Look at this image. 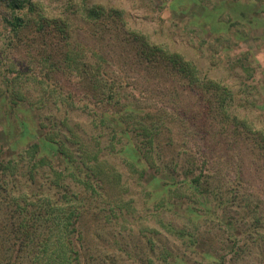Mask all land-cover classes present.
<instances>
[{"label": "rangeland", "instance_id": "obj_1", "mask_svg": "<svg viewBox=\"0 0 264 264\" xmlns=\"http://www.w3.org/2000/svg\"><path fill=\"white\" fill-rule=\"evenodd\" d=\"M35 1L41 3L50 18L61 16L59 22L69 34L70 45L75 47L74 50L82 51L83 58H88L87 52H95L100 55L98 61L104 65L108 63L117 75L120 71L125 73L124 97L130 103H138L144 112L150 110L147 120L151 126L164 124L157 148L158 151L161 149L162 157L156 158L155 164L164 170L148 169L146 177L150 178L156 172L159 177L180 182L178 189L171 184L166 190L154 192L147 186L148 178L142 184L135 181L139 173L132 172L125 154L101 151L99 162L104 161L102 165L110 175L118 172L123 186L105 183L100 195L116 197L124 189L123 197L128 199L133 194L137 208L126 210L120 216L109 215L108 219L100 211L104 202L99 195L96 202L86 201L88 209L79 225L83 263L158 264L159 247L168 245L185 249L168 229L169 226L180 228L185 225L187 237L198 240L186 248L188 264H264V153L252 146L241 126L229 124L230 134L227 128L217 125L211 117L208 95L199 88L168 76V90L160 92L154 86L156 79L151 80L148 73L141 70H132V73L124 64L129 60L128 55L133 56L136 47L128 34L131 31L143 33L153 42L183 52L197 63L205 76L245 82L247 86H242L246 88V100L249 99L250 104L247 112L252 117L262 115L264 120V25L248 22L243 27L235 25L247 35L240 41L225 32L218 33L215 23L220 0ZM252 1L264 3V0ZM83 5L85 8L103 7L106 12H101L97 19L90 18L85 15ZM6 13V7L0 3V157L8 158L10 141H14L13 136L21 131L18 128L20 118L16 115L26 116L29 127L36 130L37 121L31 118L33 112L25 109H30V101L35 103L36 112L46 124L53 123L49 116L66 113L75 133L67 141L72 157L76 158L75 164L83 165L82 161H86L95 165L94 154L98 147L109 143L111 135L109 131L104 132L99 137L102 144H96L91 137L99 130L95 131L93 127L92 117L95 116L89 109L106 110L110 115L117 109L114 108L116 104H99L87 94L85 83L75 73L63 69L60 47L67 36L60 29L56 28L48 38L47 33L40 34L35 26L8 41L4 36L9 27L2 21ZM252 15L250 13V18ZM260 17L264 19L263 12ZM245 66L248 70H244ZM135 75H141L137 81ZM17 103L21 106H15ZM135 121L132 118L133 128ZM236 134L239 137H235ZM119 141L118 137L117 143ZM16 144L24 148L30 140L27 138L24 143ZM32 164L21 162L18 181L22 185L17 181L12 194L20 193L21 188L28 194L34 193L36 198L39 187L43 195L48 194L46 185L53 176L49 164L43 165L38 173L36 168L33 169L36 177L33 184L28 173ZM68 166L61 162L63 173L72 171ZM237 166L242 168L241 180L236 179ZM196 167L203 169L201 175L207 193L201 201L182 181L187 174L192 178ZM22 173L26 175L22 176ZM74 190L78 195L86 196L81 186H74ZM159 199L164 200L163 206L157 202ZM78 204L84 205L83 201ZM9 245L0 238V258L11 253ZM16 253L15 250L13 254ZM18 255L14 264H31L25 246Z\"/></svg>", "mask_w": 264, "mask_h": 264}, {"label": "trees", "instance_id": "obj_2", "mask_svg": "<svg viewBox=\"0 0 264 264\" xmlns=\"http://www.w3.org/2000/svg\"><path fill=\"white\" fill-rule=\"evenodd\" d=\"M0 3L7 9L2 21L9 27L4 36L8 41L13 36L18 38L20 33L25 30H32L35 26L39 28L40 34L47 33L48 38L51 37L56 28L60 29L64 36H67L66 42L60 47L63 69L75 73V76L77 75L85 83L87 94L95 98L99 104L105 106L112 103L116 104L114 108L117 109L110 115L107 114L106 110L98 112L89 109L90 113L95 116L92 117L93 127L95 131L99 130V133H94L91 137L96 144H102L99 137L104 132L109 131V135H111L109 143L103 147H98L94 154L93 160H97L95 165L87 164L86 161H82L83 165L75 164L76 158L72 157L70 146L67 144V141L73 138L75 133L66 113L65 115L61 113L60 116H49L48 118L53 123L46 124L42 116L36 112L35 103L30 101V109H25L26 112H33L31 118L37 121L36 130L29 127L25 120L26 116L19 117L16 115L20 118L17 119L19 120L18 128H21V131L17 133L18 135L13 136L14 141H10L8 158L0 157V215H2L0 238L4 244H10L9 248L12 249L11 253L4 254L0 258L1 264H14L18 261L20 257L18 254L24 249V246L25 249H28L29 256L27 257H29L31 264H84L81 258L82 234L79 225L88 209L86 201L92 199L91 202H96V196L99 195L104 202L100 211L105 213L107 218L109 215L120 216V213L124 214L126 210L137 208V205L134 204L136 198L133 194L129 195L128 199L123 197L124 189L116 197L100 195L99 192L106 186L105 183L116 187L123 186V183L118 172H113V175L106 172L107 170L102 165L104 161L99 162V153L105 151L107 154L112 152H115L114 155L125 154V161L129 164L132 172L139 173V177L136 179L134 175L135 181L137 180L138 184H142L147 180L145 178H148L146 177L148 169L164 170L161 166L155 167L156 158L158 160L162 157V151L161 149L158 151V149L164 124L157 123L156 126H151L147 120V115L151 113L150 110L144 112L137 105L138 103L132 102L137 105L133 106L131 101L124 97V93H126L124 90L125 73L120 71L117 75L108 63L104 65L98 61L97 58H100V55L95 52H87L88 58H83L82 51L74 50L75 47L69 43V34L66 28H63L59 22L61 16L50 18L46 9L35 0H0ZM85 6L83 5L84 8ZM84 10L87 17L94 19L99 18L101 12H106L103 7L99 9L95 6L87 7ZM260 12L264 13V3L253 2L252 0H220L217 2V23H215L217 32H225L238 41L244 40L247 38L246 33L243 30H237L235 25L243 27L246 22L251 25H264V19L260 17ZM250 13L253 14L251 18ZM212 29L216 31L215 28L212 27ZM128 35L130 41L135 42L136 47L133 56L128 55L129 60L124 62L127 69L148 73L147 76L151 80L153 78L157 80L154 86L160 92L168 90V76H172L178 82L185 80L189 84L188 86L199 88L208 95L212 120L217 125L227 129L231 123L234 127L241 126V129L246 132V137L252 142V146L259 153H264V120L262 115L252 117L247 112L250 104L249 99L246 100L248 95L246 88L242 86L243 84L246 85L245 82L236 83V81L231 82L226 79L221 80L205 76L197 63L187 58L183 52L153 42L143 33L131 31ZM46 46L48 48L49 42L46 43ZM244 70H248V67L245 66ZM139 76L141 75H135L134 80L137 81ZM15 106H21V103H17ZM85 107L87 108V105ZM97 116L100 118L97 119ZM132 118L136 120L135 124L138 130L135 129L136 126L135 128L132 127ZM228 132L230 133L229 129ZM118 137L119 143H117ZM235 137H239V135L236 134ZM27 138L30 140V144L27 147L19 148L16 143H24ZM124 139H126L125 142H123ZM119 144H121L119 149L114 151ZM157 152L158 157H155ZM22 161L33 162L28 169L32 184L36 181L33 169L36 168L38 173L43 165L49 164V172L53 176L46 185L48 194L43 195L40 187L35 192L36 198L33 197L34 193L28 194L21 188L20 193L12 194L14 185L20 178L18 175L19 170L22 169ZM62 161L67 166L69 164L68 167L72 171L67 174L63 173L62 167H60ZM166 165L168 167V164ZM68 167H66L67 170H69ZM237 167L239 169L236 179L241 180L242 168ZM202 170V167L200 170L199 167H196L192 171L194 175L192 178H188L187 174L182 180L189 188L193 189L192 191L198 197V201L207 196L203 187ZM154 173L146 181L149 182L147 186L154 192L162 188L166 190L171 187V184L176 186L175 189H178L179 181H171L167 177H159L158 173ZM21 175L26 174L22 173ZM18 183L21 184L19 181ZM77 185L83 188L86 196L78 195L75 190L72 191L73 187ZM80 201H83L84 205H79ZM160 202L163 206L164 200ZM168 204L172 205L170 201ZM94 209L95 207L92 210ZM168 229L176 239L182 242L185 249L168 245L159 247V254L156 257L157 263L188 264L185 259L186 248L195 245L198 240L187 237L188 232L185 225L180 228L169 226ZM15 250L17 255L13 254Z\"/></svg>", "mask_w": 264, "mask_h": 264}]
</instances>
